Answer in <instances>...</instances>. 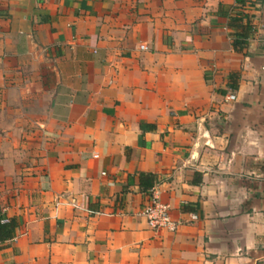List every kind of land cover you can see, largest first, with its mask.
Instances as JSON below:
<instances>
[{
    "label": "crops",
    "instance_id": "0c3cea01",
    "mask_svg": "<svg viewBox=\"0 0 264 264\" xmlns=\"http://www.w3.org/2000/svg\"><path fill=\"white\" fill-rule=\"evenodd\" d=\"M0 222V264H264V0H0Z\"/></svg>",
    "mask_w": 264,
    "mask_h": 264
},
{
    "label": "built area",
    "instance_id": "2783aa9c",
    "mask_svg": "<svg viewBox=\"0 0 264 264\" xmlns=\"http://www.w3.org/2000/svg\"><path fill=\"white\" fill-rule=\"evenodd\" d=\"M139 48L145 49L146 46L140 44ZM226 99L232 101L235 99V95L229 94ZM137 214L145 219L148 228L153 232L159 230L175 231L180 224L178 220L172 217L169 205L159 199L156 185L149 189L148 200L139 208Z\"/></svg>",
    "mask_w": 264,
    "mask_h": 264
},
{
    "label": "trees",
    "instance_id": "16d2710c",
    "mask_svg": "<svg viewBox=\"0 0 264 264\" xmlns=\"http://www.w3.org/2000/svg\"><path fill=\"white\" fill-rule=\"evenodd\" d=\"M247 1L248 0H235V2L238 3L239 5H243ZM242 19H243V14L241 13H237L234 16H231L232 27L241 29L239 32L232 34L234 35L233 36L234 46H238V45L245 43V40L248 35V31H250L248 23H243V25L241 24ZM13 228H14V225L11 222L9 224L0 222V238H3V236L9 235L11 231L13 230Z\"/></svg>",
    "mask_w": 264,
    "mask_h": 264
}]
</instances>
